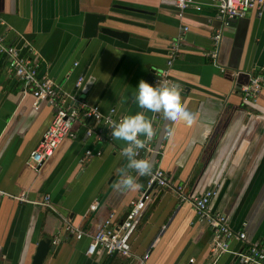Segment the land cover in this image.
I'll return each instance as SVG.
<instances>
[{
	"label": "crops",
	"instance_id": "1",
	"mask_svg": "<svg viewBox=\"0 0 264 264\" xmlns=\"http://www.w3.org/2000/svg\"><path fill=\"white\" fill-rule=\"evenodd\" d=\"M195 1L200 10L180 11L174 0H0V36L16 47L31 44L39 76L53 80L66 104L74 97L103 114L114 109L115 122L143 112L153 126L152 138L144 142L161 149L158 164L170 181L183 186L188 197L215 190L209 210L223 213L228 226L244 230L249 241L264 244V90L255 101L241 99V87L264 69V9L261 16L252 9L223 28L210 0ZM87 14L109 17L104 25L127 36L99 33L85 39ZM177 41L168 76L181 104L194 115L191 125L160 114L155 118L133 99L140 79L153 73V84L166 68L169 48ZM7 60L0 55V264H31L37 243L45 239L54 249L42 264H139L144 254V264H240L231 253L211 255L212 231L170 190L151 191L130 238L133 257L85 255L87 235L109 217L117 225L144 178L127 168L119 152L125 142L86 137V127L95 125L85 119L72 125L74 137L63 138L37 170L31 169L26 161L53 108L34 101L8 71ZM79 76L84 81L76 90ZM86 149L100 155L81 163ZM122 173L134 178L133 186H119ZM21 195L28 201L15 198ZM45 196L51 208L40 205ZM94 203L96 209L90 210ZM66 223L84 236L68 235ZM239 247L230 243L234 251Z\"/></svg>",
	"mask_w": 264,
	"mask_h": 264
},
{
	"label": "built area",
	"instance_id": "2",
	"mask_svg": "<svg viewBox=\"0 0 264 264\" xmlns=\"http://www.w3.org/2000/svg\"><path fill=\"white\" fill-rule=\"evenodd\" d=\"M174 3L180 11L188 7L195 10L201 9V5L195 0H174ZM210 4L214 7L216 16L221 21L223 28L227 27L231 21L245 17L252 9L257 16H261L264 9V0H210ZM186 29L184 27L183 31H186ZM220 37V30L212 36L213 50L210 52L212 58L216 56V48ZM178 50V41L173 42L169 48L166 68L156 74L153 84L157 86H172L174 84L169 79L168 69L175 60ZM0 55L7 57L8 71L31 93L34 101H46L53 108L52 118L48 126L26 161L31 169L37 170L43 161L52 155L63 138L74 137L72 125L78 119L90 120L95 125L86 127L84 133L86 137L96 141L112 142L113 137L110 135V129L113 122H115L114 109H111L108 114H103L98 106L88 105L74 97H70L71 104H66L53 80L45 76H39V64L30 43L25 42L20 47H16L5 43L0 36ZM83 81V76L76 79L74 83L76 90L81 88ZM263 90L264 69L261 74L251 77L247 85L241 87V99L243 102L255 101L257 94ZM154 117L157 118L158 113ZM165 136H169V133L166 132ZM119 152L121 153V148ZM98 155H100V151L86 149L81 163ZM160 156L161 149L146 142H144L143 147L137 150V158L147 159L148 161L153 157L155 158V163L151 165L152 171L150 174L142 176L144 178L142 190L137 198L130 202L125 217L117 225H112L111 217H109L94 234L87 235L88 242L85 255L106 254L133 257L130 238L139 224L145 204L150 200L151 191L170 190L176 193L181 202H188L194 209L197 221L212 231L210 252L214 258L223 253H231L240 264H264V244L249 241L244 230L234 231L228 226L223 213H212L209 210V202L216 194L215 190L207 189L198 196L188 197L183 192V186L172 183L160 168L158 164ZM130 171L135 170L130 169ZM15 198L23 202L28 201L25 195ZM40 205L51 208L49 197L45 196ZM96 206L97 203L92 204L90 210H95ZM63 228L68 235L73 236L76 240L84 236L83 231L71 224L66 223ZM232 241L240 244L238 250L234 251L230 248ZM53 243H56V241H53ZM147 257L148 255L144 254L138 259V263L144 264Z\"/></svg>",
	"mask_w": 264,
	"mask_h": 264
},
{
	"label": "clouds",
	"instance_id": "3",
	"mask_svg": "<svg viewBox=\"0 0 264 264\" xmlns=\"http://www.w3.org/2000/svg\"><path fill=\"white\" fill-rule=\"evenodd\" d=\"M133 99L138 107L153 114L158 113L166 121L172 123L183 121L186 125H191L193 122L194 115L181 104L179 93L174 84L172 86H157L140 79L135 86ZM110 135L125 142L121 148V154L126 158L128 169H134L137 176L151 173L149 161L136 157V152L143 147L144 141L153 136L152 121L149 117L139 111L125 115L119 121L113 122ZM133 185L134 178L122 173L119 186L131 187Z\"/></svg>",
	"mask_w": 264,
	"mask_h": 264
},
{
	"label": "water",
	"instance_id": "4",
	"mask_svg": "<svg viewBox=\"0 0 264 264\" xmlns=\"http://www.w3.org/2000/svg\"><path fill=\"white\" fill-rule=\"evenodd\" d=\"M107 18L109 17L104 15L87 14L83 23V37L85 39H91L101 33L116 39H125L127 36L126 32L117 31L104 25ZM153 76V73H150L146 82L151 84ZM53 249L54 245L51 244L49 239L39 241L36 245L31 264H42L47 252L52 251Z\"/></svg>",
	"mask_w": 264,
	"mask_h": 264
}]
</instances>
